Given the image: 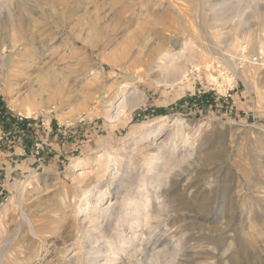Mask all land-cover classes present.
<instances>
[{"label": "rangeland", "instance_id": "1", "mask_svg": "<svg viewBox=\"0 0 264 264\" xmlns=\"http://www.w3.org/2000/svg\"><path fill=\"white\" fill-rule=\"evenodd\" d=\"M0 242L4 264H264V0H0Z\"/></svg>", "mask_w": 264, "mask_h": 264}, {"label": "bare ground", "instance_id": "2", "mask_svg": "<svg viewBox=\"0 0 264 264\" xmlns=\"http://www.w3.org/2000/svg\"><path fill=\"white\" fill-rule=\"evenodd\" d=\"M240 19H241V18H240ZM242 19H243V18H242ZM238 23L241 24V23H244V21H243V20H239ZM238 28H239V26H238ZM125 38H126V37H125ZM137 38H138V37H137ZM137 42H138V41H137ZM146 44H147V43H146ZM129 46H130V45H129ZM142 47H143V46H142ZM139 48H140V47H139ZM188 52H190V51L188 50ZM138 54H139V56H140V55H141V52H138ZM182 55H183V54H182ZM180 58H181V56L178 55V56H177V59L180 60ZM181 59H182V58H181ZM189 60H190V59H189ZM182 61H183V60H182ZM190 62H191V61H190ZM133 64H134V63H133ZM162 65H163V64H162ZM207 66H208V65H206V67H207ZM181 67H182V66H181L179 63L176 62V63H174L173 65H171L170 67H166V66L164 67V66H162V67H160V68H158V69L161 70L162 72H165V73L167 72L168 74H169V73H170V74L172 73L171 75H174V73L176 74V73H178V71H181ZM194 68H195V67H194ZM202 68H203V67H202ZM138 69H139V68H138ZM138 69H137V72H138ZM207 69H208V68H207ZM142 72H143V70H142ZM186 74H187V73H186ZM117 110H118V109H117ZM25 111H26V113H28V114L30 113V110H29V109H27V110H25ZM119 111H120V110H118V112H119ZM28 114H27V115H28ZM116 115H117V113H116ZM63 118H64V117H63ZM76 119L79 120V118L76 117V118H73V119H72V122H74ZM96 195H97V194H96ZM98 196H99V195H98ZM100 197H101V196H100ZM100 197H97V198L95 197V198H96V200H95V201H96V204H91V207L89 206V207L91 208L92 211H99V210L97 209V206H99V204H97V203L102 201V199H101ZM19 199H20V198H19ZM135 200H136V199H135ZM135 200H132V201H131L132 204H133L134 206H136V207H140V208H141V207H142V203L140 202V203H141V204H140L139 202H136ZM130 204H131V203H130ZM141 209H142V208H141ZM23 212H24V210H23ZM146 212H147V211H146ZM20 213L22 214V210H21ZM24 213H25V212H24ZM105 213H106V212H105ZM105 213H104V214H105ZM144 213H145V212H144ZM25 215L27 216V214H25ZM137 215H139V214L137 213ZM139 216H140V215H139ZM139 216L134 217V218H136V222H138V220H139L138 217H139ZM22 217H23V216H22ZM27 218H28V216H27ZM27 218H25V219L27 220ZM148 218H149V214H148ZM28 219H29V218H28ZM23 220H24V218H23ZM26 220H25V221H26ZM29 220H30V219H29ZM29 220H28V221H29ZM19 221H20V220H19ZM93 221H94V220H93ZM93 221H92V222H93ZM26 222H27V221H26ZM32 222H33V221H31V223H30V222H27L26 225L29 226V229L31 230V234H33L32 236H36V238L38 239V238H40L41 236H39V235L37 234V232H36L37 229H36V227H34V225L32 224ZM144 222H145V220H144ZM24 223H25V222H24ZM24 223H23V224H24ZM142 223H143V222H142ZM90 224H91V223H90ZM98 224H99V223H97V225H98ZM80 226H81V224H80ZM18 227H20V226H18ZM18 227H17V228H18ZM98 227H99V226H98ZM82 228H83V227H82ZM80 229H81V227H80ZM91 229H92V228H91ZM98 229H99V228H97V227L94 228V230H96V231H97ZM20 230H21V229H20ZM92 230H93V229H92ZM99 231H100V229H99ZM104 231H105V230H104ZM16 232H17V231H16ZM29 232H30V231H29ZM97 232H98V231H97ZM39 233H40V232H39ZM17 234H18V232H17ZM99 234H100V233H99ZM99 234H97V235H99ZM12 236H13V235H12ZM12 236H11V237H12ZM14 236H15V235H14ZM99 236L101 237V240H102V237H104L103 235H99ZM11 237H10V238H11ZM16 237H17V236H16ZM12 238H14V237H12ZM95 238L97 239V237H95ZM115 238H116V237H115ZM14 239H15V238H14ZM14 239H13L12 241H14ZM91 239H92V238H91ZM98 239H99V238H98ZM113 239H114V238H113ZM106 241H107V240H106ZM115 241H116V240H115ZM122 242H124V240H122ZM118 243H119V241H118ZM118 243H117V244H118ZM125 244H127V245L129 246V245H130V242H129V241H126ZM96 245H97V244H96ZM110 246H111V245H110ZM130 247H132V246H130ZM114 249H115V248H114ZM108 250H109V249H108ZM96 251H97L98 254H99V253L101 254V252H102V250H100V249H98V250H96ZM2 252H3V251H2V242H0V264H4V261L2 260V257H3ZM145 252H146V251H145ZM145 252H143V251L140 252L139 250H135L134 253H133V255L139 257L140 255H145ZM103 253H104V252H103ZM107 253H108V252H107ZM152 253H154V252H152ZM90 254H91V253H90ZM93 254H94V253H93ZM103 255H104V254H103ZM105 255H106V254H105ZM131 255H132V254H131ZM246 255H247V254H246ZM246 255H244V256H246ZM160 257H162V256H160ZM250 257H251V256L248 254V255L245 257V260H249ZM141 258H143V257H141ZM155 258H156V256H155ZM155 258H154V259H155ZM131 259H132V258H131ZM138 260H139V259H138ZM151 260H152V259H151Z\"/></svg>", "mask_w": 264, "mask_h": 264}]
</instances>
